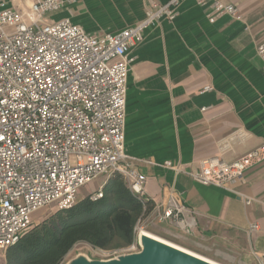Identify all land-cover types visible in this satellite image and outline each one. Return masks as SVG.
<instances>
[{
	"label": "crops",
	"instance_id": "crops-1",
	"mask_svg": "<svg viewBox=\"0 0 264 264\" xmlns=\"http://www.w3.org/2000/svg\"><path fill=\"white\" fill-rule=\"evenodd\" d=\"M65 1L48 21L68 18L91 34L135 24L146 3ZM222 1L235 5L241 19L222 14L210 21L212 0H181L174 20L145 29L130 47L124 146L145 177L147 198L172 190L194 211L190 235L158 222L148 231L221 264H264V159L225 188L172 170L194 171L213 156L231 161L264 145V60L256 51L264 42V0ZM30 3L0 0V8L21 11ZM236 131L242 135L233 137ZM225 141L231 149L221 154ZM244 198L253 201L246 205ZM251 224L258 226L248 231ZM0 264H6V250H0Z\"/></svg>",
	"mask_w": 264,
	"mask_h": 264
},
{
	"label": "built area",
	"instance_id": "built-area-1",
	"mask_svg": "<svg viewBox=\"0 0 264 264\" xmlns=\"http://www.w3.org/2000/svg\"><path fill=\"white\" fill-rule=\"evenodd\" d=\"M144 16L117 32L91 34L68 18L48 21L65 0H31L27 9L0 8V250L16 244L44 206L68 209L82 186L103 175L120 174L142 211L133 240L100 249L112 257L139 249L137 236L153 222L182 234L195 227L194 211L175 191L147 198L145 177L125 151V117L132 45L162 19L174 20L181 0H145ZM202 2V0H200ZM2 5V4H1ZM212 15L241 19L239 9L212 0ZM264 60V42L256 46ZM211 89V86L204 87ZM237 133V134H236ZM235 136L242 134L236 131ZM231 149L220 145L221 154ZM264 159V145L225 161L201 159L194 171L172 167L202 185L225 188ZM102 186L91 199L102 196ZM253 200L244 198L246 205ZM251 224L248 231L256 229Z\"/></svg>",
	"mask_w": 264,
	"mask_h": 264
},
{
	"label": "trees",
	"instance_id": "trees-1",
	"mask_svg": "<svg viewBox=\"0 0 264 264\" xmlns=\"http://www.w3.org/2000/svg\"><path fill=\"white\" fill-rule=\"evenodd\" d=\"M102 196H86L68 209L33 224L6 250V264H61L78 241L101 249L120 248L133 240V225L142 211L136 195L115 173L102 186Z\"/></svg>",
	"mask_w": 264,
	"mask_h": 264
},
{
	"label": "water",
	"instance_id": "water-1",
	"mask_svg": "<svg viewBox=\"0 0 264 264\" xmlns=\"http://www.w3.org/2000/svg\"><path fill=\"white\" fill-rule=\"evenodd\" d=\"M137 241L139 249L134 252L119 253L107 259H88L79 255L66 264H208L148 237H142L141 233Z\"/></svg>",
	"mask_w": 264,
	"mask_h": 264
},
{
	"label": "rangeland",
	"instance_id": "rangeland-1",
	"mask_svg": "<svg viewBox=\"0 0 264 264\" xmlns=\"http://www.w3.org/2000/svg\"><path fill=\"white\" fill-rule=\"evenodd\" d=\"M107 178H108V176L101 175V176L93 179L90 183L82 186L79 190L78 195L76 196V200L82 199V198L86 197L88 194H91V193H94L95 191H97L102 185H104ZM55 210L56 209L53 208L52 206H44V207L40 208L35 213V216H36L35 219L36 220L34 222H32V225L40 223L42 220H44L49 215L54 213ZM147 232H150V231L147 230ZM100 249L101 248L91 246L87 242L78 241L67 252V254L65 255L63 262L61 264H66L69 260H71L74 257L79 256V255H82L88 259H107V258H110V256L106 255V253H103ZM106 250H108V249H106Z\"/></svg>",
	"mask_w": 264,
	"mask_h": 264
},
{
	"label": "bare ground",
	"instance_id": "bare-ground-1",
	"mask_svg": "<svg viewBox=\"0 0 264 264\" xmlns=\"http://www.w3.org/2000/svg\"><path fill=\"white\" fill-rule=\"evenodd\" d=\"M140 233H141L142 237H148V238L152 239L153 241L161 243V244H163V245H165L167 247H170V248H172L174 250L180 251V252H182V253H184L186 255H189V256H191V257H193L195 259H198L200 261H203L205 263H208V264H221V263L216 262V261H214V260H212V259H210L208 257H205V256H203V255H201L199 253H196V252H194V251H192L190 249H187V248H185V247H183V246H181L179 244H176L174 242L165 240V239H163V238H161V237H159V236H157L155 234L147 232L146 230H142Z\"/></svg>",
	"mask_w": 264,
	"mask_h": 264
}]
</instances>
